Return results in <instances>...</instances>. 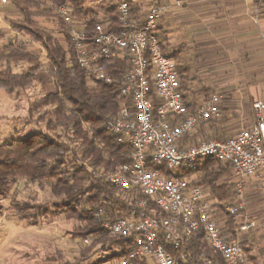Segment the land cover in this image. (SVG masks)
Listing matches in <instances>:
<instances>
[{
	"label": "built area",
	"instance_id": "obj_1",
	"mask_svg": "<svg viewBox=\"0 0 264 264\" xmlns=\"http://www.w3.org/2000/svg\"><path fill=\"white\" fill-rule=\"evenodd\" d=\"M0 0V3H5ZM180 0L175 1V6H181ZM161 4H154L151 8H161ZM121 7L127 9L128 19H122ZM166 7V6H165ZM118 18L124 28L120 30H109L110 22L104 21L94 26V34L91 41H87L85 31L74 25L68 6L60 7L57 15L68 26L71 41L76 50V58L79 66L86 72H95L91 79L102 80L107 83L111 77L101 67L102 59H109L114 55H127L130 68L119 78L120 91L122 95L131 99V107H122L119 116L112 120L120 130L114 132L119 142H127L131 146L129 163L122 164L113 171L105 173L107 181L113 184L126 195H142L145 198L138 202L150 201L163 215L140 214L129 217H120L114 221H108L107 226L103 224L108 235L116 228L125 224L132 230H123L120 237L130 240L125 247L124 254L119 258V264H132L136 259L146 260V264H168L170 258L177 256L182 249L181 245L165 241L167 232H156L154 228L140 227L148 220L149 216L156 219L157 216L170 219L172 223L169 228H177L183 225L188 229V235L193 238L202 233L205 243L213 241L212 246L220 241L223 235L225 239H236L238 233H244L255 226L253 220L243 217L242 223L235 226L231 232L218 227L221 223L225 225L226 218H217L214 210L217 202L202 185L196 183L195 167L189 170L188 175H178L164 170L161 166L151 167L150 161L154 158L156 145H164L172 142L174 138H180L191 134L200 121L217 118L221 114L220 104L222 97L219 93L210 94L201 104L190 110L183 100L179 87V79L176 64L169 69L167 64L157 67L150 59V49L145 48L137 52L138 44L135 37L143 34L149 38H156L158 23L154 30L150 29L152 21H158L165 11L154 14L148 11L139 20L130 21V7L127 1H121L116 5ZM115 37V41L109 42V38ZM165 61H174L171 54L161 57ZM139 61V63H137ZM101 73L107 79L101 77ZM143 85V87H141ZM153 93L160 101V105L153 111L150 95ZM254 121L246 127L238 129L232 136L220 138L200 139L202 153H197V158H215L226 163L231 168L234 176L240 178H257L264 171V98L255 100L252 104ZM109 128V125H108ZM147 151L141 153L138 145L145 144ZM137 153H140L137 156ZM137 161L139 165L137 166ZM147 181L141 188L137 181ZM238 196L241 195L240 183H237ZM146 189V190H145ZM139 190V191H138ZM221 211L227 215L241 216L245 209V202L241 198L235 203L223 205ZM148 223H152L148 220ZM156 224L165 227L160 220ZM226 227V226H225ZM227 228V227H226ZM153 235L151 240L149 235ZM245 252L244 247L241 249ZM176 253V254H175ZM202 258L199 264H205ZM178 260L177 264L185 262ZM227 263V262H226ZM236 264H242L237 260Z\"/></svg>",
	"mask_w": 264,
	"mask_h": 264
},
{
	"label": "clouds",
	"instance_id": "obj_2",
	"mask_svg": "<svg viewBox=\"0 0 264 264\" xmlns=\"http://www.w3.org/2000/svg\"><path fill=\"white\" fill-rule=\"evenodd\" d=\"M45 7H47L46 0H41L37 6V11ZM243 9L251 20L264 28V0H243ZM167 10H170V5L161 6L159 9H148L154 14ZM120 13L123 14L122 19L127 20L129 18L125 7H121ZM157 23L164 24L165 28H171V35L166 38L163 29L159 31L156 38H149L141 34L135 37V42L138 44L136 51L140 52L147 46L150 49L151 61L157 67L167 64L170 69L173 64L183 63L189 55L184 40L181 38L183 28L180 27L179 20L173 21L171 17L165 16L158 21H152L150 29L154 30ZM111 41H115V45L110 43V46H120V42L116 41L115 37L109 38V42ZM172 51H176V60L165 61L161 59L162 56ZM54 75L56 76L54 81H42L44 83L43 89H38L30 81L20 80L19 77H8L9 83L0 85V92H5L9 87L18 88L21 96L16 100V107H23L24 109V112L15 119L0 120V143H3V138L11 133V125H15L18 131L12 135L18 136L20 139L13 142V150L7 158L20 165L19 172L21 175L35 181L32 185H29L27 181L23 184H15L7 198H0V204L7 209L6 215L15 220L17 213L13 205L16 203L17 195L21 201L30 200L34 203H40L46 207V212L43 209H40L39 212L37 209H29L27 213L22 214L37 213L42 220L48 222L49 228L56 225L62 227L61 222L67 224L71 221L73 228L79 231L81 225L74 221V217L88 211H92L95 216L92 223L107 226L106 217H112L113 208L109 206V203H104L102 199L92 202L88 198L97 194L95 188H89V185L97 182V163L101 162V158H103L104 163L112 158L108 155L113 149L107 138L120 130L116 124H113L112 119L106 117L107 106L111 102L109 91L102 84H89L84 87L76 73L63 76L55 73ZM93 75H95L94 70L89 71L90 79ZM101 77L107 79L103 73H101ZM50 83L51 88H49ZM61 84L64 85L62 89L60 88ZM46 90H54L57 94L46 100L44 98ZM11 95L15 96V92ZM68 96H75L77 102L67 101L66 97ZM52 99L59 105L55 112L45 110L43 107ZM78 109L80 111H77ZM93 114L106 118L101 120L99 124L84 119V117ZM104 125H109L108 130L97 135V128ZM27 128L44 129L45 131L52 129V137L62 142L54 143L49 136L37 131L29 134L28 142L25 143L24 135ZM138 147L141 153L147 151L146 142L138 145ZM203 151L201 142L195 137L191 138V142H183L177 137L168 144L156 145L155 155L150 161V165L153 168L161 166L166 171L183 174L203 164V158L198 159L196 155ZM139 155L140 153H137V156ZM3 158H5V154L0 153V159ZM80 165H84V170L77 171ZM138 165L139 161H137ZM50 172L52 175H49ZM196 178L210 180L211 170L207 173H198ZM136 183H140L141 188H143V184L147 181L142 183L138 180ZM36 184H39V189L36 188ZM103 195L106 193L99 194L101 197ZM122 198L125 197L122 196ZM54 200L68 201L69 205L68 207L64 205L54 206L52 203ZM129 203L133 204V208L137 206L143 208L142 216L148 211L146 200L140 202L139 205L132 200H129ZM71 208H75V212H72ZM156 219L160 220L165 227L162 228L157 225ZM156 219L149 216L148 220H151L152 223L149 224L148 220H145L140 227L147 226L154 228L156 232H167L164 237L165 241L182 246L181 252L174 258H170L168 264H177L178 260H185L186 258L191 264H199L201 258L207 257L209 253L213 254L212 259L211 261L205 260V264H225V262L236 264L237 260H240L242 264H264V235L256 233L255 228H251L247 233H238L236 239H225L222 235L214 247L212 246L213 241L209 240L208 251L202 252L200 245L188 235V229L183 225L173 229L167 227L172 223L170 219L159 216ZM128 223L126 219L125 224L116 228L112 233V238L118 239L123 230L131 231V227L126 229ZM221 229L227 231L223 223L219 225L218 231ZM261 232L264 233V227L261 228ZM153 235L155 233L149 235L148 239L151 240ZM245 243L251 245L250 253L241 250ZM248 255H253L257 259L249 261L247 260Z\"/></svg>",
	"mask_w": 264,
	"mask_h": 264
},
{
	"label": "trees",
	"instance_id": "obj_3",
	"mask_svg": "<svg viewBox=\"0 0 264 264\" xmlns=\"http://www.w3.org/2000/svg\"><path fill=\"white\" fill-rule=\"evenodd\" d=\"M9 1L10 7L8 9H1L0 13L14 14L15 18L9 19L10 29L21 36H26L29 38L31 43L38 44L41 50L45 54V61L40 57L39 52H35L28 48V43L20 38H13L7 40L2 46H0V85L8 84V77H19L20 80L30 81L32 84L37 85L39 89L44 88V83L42 81H54L56 79L55 73L60 75H67L71 73H76L80 77V82L84 87L89 84H102L106 89H108L110 94V104L107 106L108 111L106 117L109 119H115L119 116V112L122 107H131V99L128 96L122 95L120 91V76L127 72L130 68V63L128 61L127 55H114L109 59H102L100 61L101 67L105 70L106 74L111 77L109 83L105 81L90 79L87 77L86 72L79 66L76 58V50L71 41L68 26L63 22L62 19L57 15V10L60 7L68 6L70 8V14L74 25L82 28L87 37V41H91V37L94 34V26L98 23H103L104 21H109V30H120L124 28L123 24L117 20L118 15L116 11V5L110 2L101 1L94 6H86L83 0H46L47 7L39 9L37 11V6L41 0H5ZM130 7V21L139 19L141 15L140 8L137 4L126 0ZM154 4H164L168 5L172 0H153ZM176 1V0H173ZM182 3L188 0H180ZM100 12L104 13V16H100ZM39 19H44L49 22H54L57 30V35L47 32L45 28L41 25ZM141 20V18L139 19ZM138 20V21H139ZM137 21V20H136ZM137 21V22H138ZM159 24L157 27L158 35ZM4 31L0 29V38L4 37ZM171 56L176 60L177 55L171 54ZM20 66L22 68L19 72L13 70L15 66ZM179 87L182 92L183 100L187 107L192 110L201 104L207 97L209 89L204 87L201 89L200 97L195 96L194 92L191 90L192 80L189 75V67L186 61L183 63L176 64ZM63 84L60 85L62 89ZM51 88V83L49 84ZM18 88L9 87L5 92L12 94L13 92H18ZM20 92V91H19ZM21 93H16V96H20ZM57 94L56 91H45L44 98L47 100L50 97H54ZM203 98V100H200ZM150 99L153 106V111L157 109L160 105L159 99L151 93ZM66 100L71 103H76L75 96H68ZM45 110H51L53 112L57 111L59 105L55 103L52 99L49 103L43 105ZM103 107V106H102ZM221 114L217 118L208 119L205 121H200L198 124L197 132L188 134L184 137L183 142H191V138L195 137L196 140L202 138H220L223 139L225 136L218 133L220 124H222V114L223 106L220 104ZM77 111H80L78 109ZM106 117L91 115L86 116L84 119L91 121L92 123L99 124V122ZM38 119V117H37ZM55 119V117H53ZM208 127L207 129L205 128ZM108 130V125L103 127H98L96 134L100 135ZM37 131L43 132L44 135L49 136L54 143H61V140H57L52 137V129H39ZM35 131V132H37ZM34 133V132H32ZM31 134V133H30ZM199 137V138H198ZM29 138L28 135H24V142L27 143ZM20 139V137L15 136L8 142L0 144V153L5 154V158L0 159V196L5 197L11 191V188L20 179H24L27 182L34 183L32 178L25 177L20 174V165L16 164L14 160L10 161L7 157L13 150V142ZM110 142V146L113 149L108 155L112 157L107 160V163L101 162L97 163L96 168L98 172L97 182L95 184L89 185V188H95L97 194L94 196H89V201L95 202L97 199H102L104 203H109V206L113 208V213L111 218H107V221H114L120 217H129L132 214L134 216H139L144 212L143 208L136 207L133 208V204L129 203V200L134 201L137 205L141 199L145 197L142 195H126L121 190L107 181L105 173L108 171H113L122 164L129 163L131 146L127 142H119L117 136L113 133L112 136L107 138ZM84 170V165H80L77 171ZM211 170V179L205 180L204 178H196V183L202 185L204 188L208 189L213 198L220 202L229 200L235 193L233 189V183L227 182L225 179L226 175H231L232 171L228 164L223 163L215 158H207L203 160V164L198 166L194 171L196 175L198 173H207ZM190 171L178 175H188ZM49 175H52L50 172ZM75 176V173H74ZM223 180V181H222ZM221 182V183H218ZM39 186V184H37ZM100 193H106L102 197L99 196ZM125 197V198H122ZM54 206L64 205L68 207V201H53ZM148 211L144 214H151L152 210L156 215H163L162 212L156 210L155 206L148 201L147 202ZM17 213V217L22 219H29L31 225H36L40 215L37 213H29L28 215H23L22 213H27L29 209H40L47 211L46 207L42 204H31L29 202H19L16 200L15 205H13ZM217 207H220L217 203ZM75 212V208L70 209ZM74 220L81 225V230L77 231L75 229V236L82 240H87L89 246L87 249L93 248L95 245H100L102 249L110 248L115 246L117 252L113 255L114 257L120 258L124 254L125 247L130 243L129 239L119 237L118 239L111 238L103 224L92 223L95 220V216L92 211L76 215ZM242 223L241 221L238 223ZM85 225H87L85 227ZM225 226L227 231L231 232L236 226L234 222V216L228 215L226 218ZM200 245V250L202 252H207V244L203 239L202 233H199L196 237L192 238ZM245 249V246H244ZM245 252L246 249H245ZM176 254V253H175ZM212 253L206 258L212 259ZM204 258V257H202ZM201 258V259H202ZM201 260L199 261V263ZM132 264H146L144 259H136ZM181 264H191L189 260L182 262ZM225 264H227L225 262Z\"/></svg>",
	"mask_w": 264,
	"mask_h": 264
},
{
	"label": "crops",
	"instance_id": "obj_4",
	"mask_svg": "<svg viewBox=\"0 0 264 264\" xmlns=\"http://www.w3.org/2000/svg\"><path fill=\"white\" fill-rule=\"evenodd\" d=\"M177 7L171 5L163 17L180 21L181 38L190 53L186 63L193 58L196 65L212 69L218 89L232 98L224 105L221 102L223 122L218 129L223 136H232L254 121L252 104L264 98V28L245 13L243 0H188ZM158 24V32L163 29L166 37L171 35V28ZM172 54L177 55L176 51ZM202 88L191 85V90L198 91L194 92L197 97ZM197 129L198 125L192 133ZM247 179L242 193L244 216L255 222L256 233L264 235V171L257 178ZM244 246L250 253L251 245ZM256 259L253 255L247 257L249 261Z\"/></svg>",
	"mask_w": 264,
	"mask_h": 264
},
{
	"label": "rangeland",
	"instance_id": "obj_5",
	"mask_svg": "<svg viewBox=\"0 0 264 264\" xmlns=\"http://www.w3.org/2000/svg\"><path fill=\"white\" fill-rule=\"evenodd\" d=\"M83 1L86 6H94L98 3H101V1H106L110 2L111 4L117 5L119 2L124 0ZM130 1L141 7L139 13V15H141L139 16L141 19L148 12V9H150L152 5H154L153 0ZM162 5H172L173 7H176L175 1L173 0L168 5ZM9 7V1H6L5 3H0L1 9H8ZM100 16L103 17L104 13L100 12ZM15 17L16 16L14 14L5 15V13H0V29L4 31L5 34L3 38H0V46H2L9 39L20 38L28 43L29 49L35 52H39L41 59L45 61V54L38 44L31 43L28 37L21 36L19 33H16L10 29L9 19ZM139 19L136 20L138 21ZM39 21L47 32L57 35V30L54 25V22H49L44 19H39ZM169 54H172V52H170ZM195 61L192 58L191 61L189 60L187 62V66L190 69L189 75L191 77V80L193 81L192 84L194 86H202L208 88L209 91L207 97L210 94L219 93L222 97V104L232 102L233 100L229 97V94L227 92H222L218 89V83L215 82L212 78V72L214 71L210 68L203 67L202 65H196L197 61ZM24 67L25 65L22 66V68ZM22 68H20V66L18 65L15 66L13 70L19 72ZM215 78L216 77H214V79ZM35 86L36 88H38L37 85ZM16 93L21 92L18 91ZM16 93L15 96H13L11 94H8L7 92H0V120L15 119L19 117L21 113L24 112L23 107H16V100L21 96L20 94V96L17 97ZM200 100H203V98H200ZM37 130L39 129L27 128L25 130V135H28ZM17 131L18 129L15 127V125H11V133L3 138V143L13 139L15 136L12 135V133H16ZM225 179L227 182L233 183V189L235 194L229 200L223 202H220L214 198L215 201L220 205V207H217L214 210V214L217 218H227L228 216L226 213H224V211H221L223 205L235 203L241 198L243 199V201H245L244 195L242 194L243 185L244 182L248 179L236 177L233 175V173H231V175H226ZM24 182V179H20L15 184H23ZM238 182L240 183L241 187L240 196H238ZM27 183L29 185L33 184L30 182ZM36 188L39 189V186L37 184ZM204 190L209 193V197H212L210 191L206 189V187L204 188ZM7 196H0V198H7ZM17 201L29 202L31 204H40L34 203L30 200L21 201L19 195H17ZM6 212L7 209H5L2 204H0V264H119V258L113 256L117 252V248L115 246H111L110 248H108L107 246L106 248L102 249L101 246L98 244L95 245L93 248L87 249L89 246V242L87 240L84 241L75 236V228H73L71 221H69V223L67 224H63V222H61V224L63 225L62 227L60 225H56L52 228H49L48 222L46 220H42L41 218L38 219V223L36 225H31L29 219H22L16 216V219L13 220L10 216L6 215ZM244 215L245 209L242 212L241 216L233 215L236 226L241 221V219L243 221L242 216ZM75 222L77 223V221Z\"/></svg>",
	"mask_w": 264,
	"mask_h": 264
}]
</instances>
